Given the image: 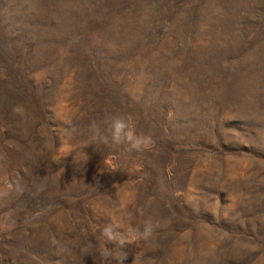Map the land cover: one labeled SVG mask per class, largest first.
I'll list each match as a JSON object with an SVG mask.
<instances>
[{
    "label": "rangeland",
    "instance_id": "1",
    "mask_svg": "<svg viewBox=\"0 0 264 264\" xmlns=\"http://www.w3.org/2000/svg\"><path fill=\"white\" fill-rule=\"evenodd\" d=\"M0 264H264V0H0Z\"/></svg>",
    "mask_w": 264,
    "mask_h": 264
},
{
    "label": "bare ground",
    "instance_id": "2",
    "mask_svg": "<svg viewBox=\"0 0 264 264\" xmlns=\"http://www.w3.org/2000/svg\"><path fill=\"white\" fill-rule=\"evenodd\" d=\"M230 95V94H229Z\"/></svg>",
    "mask_w": 264,
    "mask_h": 264
}]
</instances>
